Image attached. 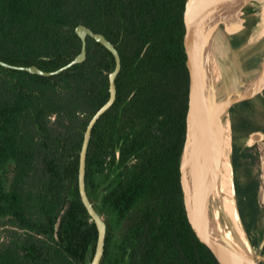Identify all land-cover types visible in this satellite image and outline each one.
<instances>
[{"label": "trees", "instance_id": "obj_1", "mask_svg": "<svg viewBox=\"0 0 264 264\" xmlns=\"http://www.w3.org/2000/svg\"><path fill=\"white\" fill-rule=\"evenodd\" d=\"M185 3L0 0L2 61L54 70L79 52L78 24L102 33L120 55L116 98L92 128L86 155V192L106 223L99 264H220L188 221L180 183ZM113 67L91 37L85 59L54 75L0 65V264H89L96 228L77 189L78 153ZM235 119L230 111L233 132L264 131ZM242 156L233 135L237 211L253 245L264 209L256 174L246 169L239 181Z\"/></svg>", "mask_w": 264, "mask_h": 264}, {"label": "water", "instance_id": "obj_2", "mask_svg": "<svg viewBox=\"0 0 264 264\" xmlns=\"http://www.w3.org/2000/svg\"><path fill=\"white\" fill-rule=\"evenodd\" d=\"M246 1L248 0H186L184 9L185 31L183 46L188 70V95L185 139L179 161L180 183L188 221L220 264H259L254 258L236 248L218 230L213 221H211L209 226L204 221V201L209 175L212 172L211 149H213L214 141L217 139L218 119L234 103L252 96V94L236 92L234 95L228 93L220 99L215 97L211 81L206 73L208 49L214 27L223 23L226 25L224 27L225 31L229 33H234L241 29L242 26L240 24L233 23L238 21V17L242 13V5ZM232 15L236 16L235 19ZM230 20L232 23H229ZM228 23L229 25H227ZM75 33L80 38L79 52L70 61L54 70H43L36 65H15L2 60H0V65L42 76L54 75L85 59L87 37L99 42L113 56L114 67L108 74V97L87 121L78 153L77 167L79 197L96 228V243L89 264H99L104 252L106 223L95 209L86 192V155L92 128L101 115L112 106L116 98L115 79L121 69V59L114 44L102 33L95 32L83 24L76 25ZM261 74L262 78L257 81L254 94L261 93L264 89V55ZM199 112L202 117L201 125L197 122ZM202 134L208 135L205 143L200 140ZM247 136L246 145L252 146L258 140L264 139V131H251ZM184 169L186 173H184ZM250 245L252 246V244ZM263 246L264 237L259 244L261 251ZM260 258L261 255L258 254L257 259Z\"/></svg>", "mask_w": 264, "mask_h": 264}, {"label": "rangeland", "instance_id": "obj_3", "mask_svg": "<svg viewBox=\"0 0 264 264\" xmlns=\"http://www.w3.org/2000/svg\"><path fill=\"white\" fill-rule=\"evenodd\" d=\"M261 3L264 4V1L252 0L244 5L236 21L242 26L239 31L229 33L224 29L225 24H220L218 25L220 34L214 36L210 42V67L216 90L215 97L220 99L228 93L234 95L236 92L252 94V96L234 103L230 107L232 110L229 108L228 111H224L218 119L217 139L214 144L217 158L216 176L212 178L206 211L212 219L223 222L236 248L254 258L259 264H264V254L259 249V244L264 237V210L257 222V227L251 229L250 236L254 240L251 246L237 211L231 162L234 135L238 153H251V158L242 156L240 160L243 168H247L253 175L256 174L257 203L261 209H264V139L249 146V150L246 151L248 136H243L240 129L233 132L229 125L231 124L230 111H233L237 120L242 116L246 117L249 127L257 126L264 129V97L259 93L254 94L264 55V5L262 6ZM243 102L245 105L242 104ZM243 168L241 167L238 173L241 183L245 182L240 175ZM216 191L218 192V213L210 202ZM257 253L262 258L257 259Z\"/></svg>", "mask_w": 264, "mask_h": 264}, {"label": "bare ground", "instance_id": "obj_4", "mask_svg": "<svg viewBox=\"0 0 264 264\" xmlns=\"http://www.w3.org/2000/svg\"><path fill=\"white\" fill-rule=\"evenodd\" d=\"M250 1H252V0H248V1H246V2H244L243 3V7H244V5H246L247 3H249ZM262 4V6L264 5L263 3H261ZM243 7H242V9H243ZM233 16V15H232ZM231 16V17H232ZM234 17V16H233ZM232 22H233V19H232ZM231 22V20L229 21V23H232ZM229 23L227 24V25H229ZM221 24H223V23H221ZM233 24H236V21L233 23ZM224 27H226V25L224 26ZM220 34V32H217V33H215V34H212V37H211V39L214 37V36H217V35H219ZM211 42V41H210ZM208 57H207V60H206V73H207V77L210 79V81H211V86H212V88H213V90H214V94H215V96H216V90H215V85H214V81L212 80V73H211V67H210V54H211V52H210V44H209V49H208ZM219 54V53H218ZM225 67V66H224ZM221 92V91H220ZM219 94V93H218ZM217 97H218V95H217ZM197 122H198V124H200L201 125V122H202V117H201V113L199 112L198 113V116H197ZM227 123V122H226ZM230 125V124H229ZM207 138H208V135L206 134V135H204V134H202L201 136H200V140H201V142L202 143H205V142H207ZM214 144H215V141H214ZM217 148V147H216ZM211 152H212V160H211V165H212V169H211V174L209 175V179H208V185H207V191H206V195H205V204H204V208H205V214H204V218H205V224L207 225V226H209L210 224H211V221H213V223H214V225H216V227L218 228V230L232 243V240H231V238H230V235H229V233H228V231H227V229H226V227H225V225L223 224V222L222 221H220L219 219H212V217H210V216H208V211H206L207 210V206H208V200H209V191H210V187L212 186V178H213V176H216V160H217V158H216V153H215V147L213 146V149H211ZM184 173H186V171H185V169H184ZM215 185V184H214ZM219 185V184H218ZM220 186V185H219ZM219 186H217V188L219 187ZM216 189V188H215ZM218 190V189H217ZM217 195H218V192L216 191V193H215V195H214V198L212 199V200H210V202L212 203V206H213V208H214V210H215V212L216 213H218L219 212V207H218V200H217ZM229 196V195H228ZM227 198V197H226ZM219 215V214H218ZM223 215V214H222ZM212 219V220H211ZM226 219V218H225ZM233 244V243H232ZM257 255H258V253H257ZM262 258V257H261Z\"/></svg>", "mask_w": 264, "mask_h": 264}, {"label": "crops", "instance_id": "obj_5", "mask_svg": "<svg viewBox=\"0 0 264 264\" xmlns=\"http://www.w3.org/2000/svg\"><path fill=\"white\" fill-rule=\"evenodd\" d=\"M264 1V0H263ZM260 96H262V97H264L262 94H260ZM247 148H250L249 146L247 147V145H246V151H247ZM247 153V152H246ZM247 156H251V153L249 152V153H247ZM251 158V157H250ZM249 158V159H250ZM256 158V157H255ZM254 158V159H255ZM243 168V165H242V163L240 162V168ZM240 168H239V170H240ZM247 169V168H246ZM246 169L245 168H243V172L240 174L241 176H242V178L243 179H246ZM248 170V169H247ZM241 171V170H240ZM239 175V174H238ZM239 179H240V177H239Z\"/></svg>", "mask_w": 264, "mask_h": 264}, {"label": "flooded vegetation", "instance_id": "obj_6", "mask_svg": "<svg viewBox=\"0 0 264 264\" xmlns=\"http://www.w3.org/2000/svg\"><path fill=\"white\" fill-rule=\"evenodd\" d=\"M259 94H262V95L264 96V90H263V92H261V93H259Z\"/></svg>", "mask_w": 264, "mask_h": 264}]
</instances>
